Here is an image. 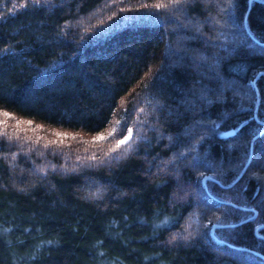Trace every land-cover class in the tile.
I'll list each match as a JSON object with an SVG mask.
<instances>
[{
    "label": "trees",
    "instance_id": "1",
    "mask_svg": "<svg viewBox=\"0 0 264 264\" xmlns=\"http://www.w3.org/2000/svg\"><path fill=\"white\" fill-rule=\"evenodd\" d=\"M35 2L0 0V111L73 136L0 127V264H264V0Z\"/></svg>",
    "mask_w": 264,
    "mask_h": 264
},
{
    "label": "snow or ice",
    "instance_id": "2",
    "mask_svg": "<svg viewBox=\"0 0 264 264\" xmlns=\"http://www.w3.org/2000/svg\"><path fill=\"white\" fill-rule=\"evenodd\" d=\"M47 2V0H46ZM174 3H176L177 5H179L182 0H173ZM183 2H186V0H183ZM34 7H40L41 5L39 4V0H36V2L33 5ZM175 11H181L180 7H176L174 9ZM262 28H264V18H262L261 20H259L257 22ZM229 29H235V24L233 23H229ZM245 37H250L255 45L259 48V54L264 55V37H260L257 38L255 37L254 34L249 33V32H245ZM245 37H241L237 42H236V48L245 46L248 48H251L252 45L248 44V40ZM190 67L193 68L194 71H197L199 68V65L195 63V61H192L189 64ZM213 74L217 75L215 73V70L213 68ZM204 79L205 77L203 76V74H201L200 76H198L194 81H193V86L191 88H189L186 91H183L181 100H180V105L184 108V110L186 112H193L195 113V110L197 109V107H200V110L203 111V106L200 104L201 100H203L205 98V93H206V87L204 85ZM148 86H146L147 88ZM150 92L154 91V92H158L161 96L165 95L163 89L159 88L155 82V80L153 81L152 87L151 89H149ZM127 113H125V116L127 117ZM5 116H7V113H5ZM106 122V121H105ZM30 123V122H29ZM134 134V130L131 127H128V124L126 122H122V128H121V132L119 137L116 138L115 140V149H120L122 146H125L129 143V141L132 139ZM107 139L104 136H99L97 137V140L99 141H103ZM0 151H3V146L0 145ZM255 151V146L251 143L248 142L245 145V150H244V155L245 157H248L250 155H252ZM180 156H183V153H179L178 154V158ZM194 160V165L196 163H199V158H193ZM199 171V169H198ZM224 174L226 175L227 173L224 172ZM213 197L210 196L209 193H201L199 189H197L196 194L193 195L192 192L187 190V186H182L179 182V180L176 183V192H175V200H182L185 201V204L187 207L189 208H194L197 209L199 211V215L204 218V219H210L211 216L215 215V213L217 211H219V209L217 208H211L208 203L207 200L208 199H212ZM175 200H170L169 203H174ZM179 223V220L174 218V217H170L164 221H162L161 224L156 225L157 228H166L169 226H176ZM188 237H184V239H187ZM173 240L176 239L175 236L172 237ZM216 240L217 244L223 245V244H227L228 240L225 239H219V238H214ZM258 255V254H257Z\"/></svg>",
    "mask_w": 264,
    "mask_h": 264
},
{
    "label": "rangeland",
    "instance_id": "3",
    "mask_svg": "<svg viewBox=\"0 0 264 264\" xmlns=\"http://www.w3.org/2000/svg\"><path fill=\"white\" fill-rule=\"evenodd\" d=\"M5 113L6 112L0 111V127L4 125V126L9 127L15 131L20 130V129L31 130V133H34V131H39L38 133L49 134V136L53 137L54 140H56V138L58 140L69 139L73 136V135L61 133L60 131H56V130H49L48 129V131H47L45 126L41 127L40 125H37V124L32 125V122L29 121V119H24V118L21 119V118L17 117L16 115L10 114L8 112H7V116H5ZM116 125H117V121H113V123L111 124V126L109 127V129L106 132H103L102 134H99V135H84L83 134V136L81 135V139L85 140V141L98 142L99 140H97V137L109 136L115 130ZM33 128H35V130H33ZM41 138H45V137H41Z\"/></svg>",
    "mask_w": 264,
    "mask_h": 264
},
{
    "label": "water",
    "instance_id": "4",
    "mask_svg": "<svg viewBox=\"0 0 264 264\" xmlns=\"http://www.w3.org/2000/svg\"><path fill=\"white\" fill-rule=\"evenodd\" d=\"M250 159H251V155L249 156V159H248L247 165H246L245 168L243 169V171H242L241 175L239 176V178L242 176V174L244 173L245 169L247 168V166H248V164H249V162H250ZM239 178H238V179H239ZM238 179H237V180H238ZM237 180H236L235 182H237ZM235 182H234V183H235Z\"/></svg>",
    "mask_w": 264,
    "mask_h": 264
}]
</instances>
